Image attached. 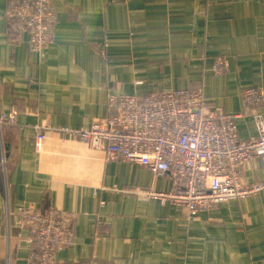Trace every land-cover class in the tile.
Instances as JSON below:
<instances>
[{"label":"crops","instance_id":"1","mask_svg":"<svg viewBox=\"0 0 264 264\" xmlns=\"http://www.w3.org/2000/svg\"><path fill=\"white\" fill-rule=\"evenodd\" d=\"M23 1L0 0V264H27L28 206L75 216L73 243L52 264H264V156L240 169L258 193L190 215L159 204L168 178L107 161L76 135L105 119L109 96L186 90L245 114L236 132L256 139L243 92L264 91V0H51L55 32L41 52L6 17ZM216 58L226 74L213 72ZM32 124L46 137L40 152Z\"/></svg>","mask_w":264,"mask_h":264},{"label":"built area","instance_id":"2","mask_svg":"<svg viewBox=\"0 0 264 264\" xmlns=\"http://www.w3.org/2000/svg\"><path fill=\"white\" fill-rule=\"evenodd\" d=\"M5 14L25 28L31 50L41 52L52 43L56 14L51 0H25L8 7ZM228 71L226 60H214L215 74ZM263 101L261 87L244 90V112L254 118L258 129L257 138L251 140L241 139L235 129V121L245 114L210 108L199 92L186 90L109 96L105 119L76 135L91 150L104 152L107 161L138 164L168 178L171 189L157 196L159 204L179 206L191 215L260 191L261 185L242 181L240 169L264 156V117L259 113ZM31 128L36 133L35 150L40 152L46 137L38 125ZM74 217L56 209L23 208L19 220L33 246L27 264H52L56 253L73 243ZM106 234L103 222L98 221L95 237Z\"/></svg>","mask_w":264,"mask_h":264}]
</instances>
